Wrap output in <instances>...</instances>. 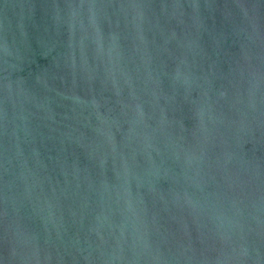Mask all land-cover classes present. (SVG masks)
Masks as SVG:
<instances>
[{
    "label": "water",
    "instance_id": "95a60500",
    "mask_svg": "<svg viewBox=\"0 0 264 264\" xmlns=\"http://www.w3.org/2000/svg\"><path fill=\"white\" fill-rule=\"evenodd\" d=\"M0 264H264V0H0Z\"/></svg>",
    "mask_w": 264,
    "mask_h": 264
}]
</instances>
